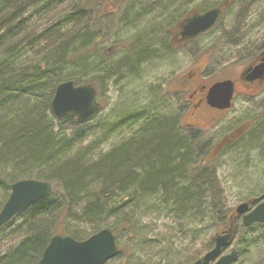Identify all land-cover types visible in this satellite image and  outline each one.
Segmentation results:
<instances>
[{
	"label": "trees",
	"instance_id": "1",
	"mask_svg": "<svg viewBox=\"0 0 264 264\" xmlns=\"http://www.w3.org/2000/svg\"><path fill=\"white\" fill-rule=\"evenodd\" d=\"M99 4L96 0H0V211L16 181L36 179L52 185L48 196L0 228L12 243L0 264H38L56 233L84 239L109 228L117 239L115 227L126 223L127 230L129 210L142 211L146 202L154 201L155 206L148 208L157 207V212L172 210L187 224L195 218L201 222L210 216L213 222L222 217L212 170L199 164V138L189 130L181 134L177 118L161 112L153 100L135 110L127 108L131 105L127 102L106 126L96 120L101 112L86 123L77 122L72 114L51 113L55 87L62 81L93 83L101 96L110 84L135 79L150 62L169 57L157 52L158 31L179 13L166 12V17L162 10L150 12L148 1L123 0L119 15L104 14ZM154 4L150 5L154 9L166 4L181 9L174 0H154ZM52 13L56 16L48 27L33 37L24 34L27 28L9 30L21 18L34 26L30 21L36 15ZM149 15L154 18L146 20ZM112 19L120 27L141 26L124 42L125 49L115 43ZM108 41L119 50L96 49ZM32 44L35 50L29 55L34 56L25 58ZM128 123L136 125L129 136L101 149ZM246 248L249 243L238 246L239 254Z\"/></svg>",
	"mask_w": 264,
	"mask_h": 264
},
{
	"label": "rangeland",
	"instance_id": "2",
	"mask_svg": "<svg viewBox=\"0 0 264 264\" xmlns=\"http://www.w3.org/2000/svg\"><path fill=\"white\" fill-rule=\"evenodd\" d=\"M96 1L100 2L99 11L104 14L117 13L119 15L124 5L121 6L123 0ZM133 1L134 4H138L147 3L149 0ZM174 1L181 5V10L173 8L171 3L167 6V13L171 14L172 11H175L173 14L179 13L177 17H173L175 19L173 21L178 20L193 4L210 8L223 6L226 3L224 7L227 8L225 11L223 10L224 12L214 28L186 45L180 52L167 58L154 60L141 68L140 76L134 75L135 79H125L118 86L110 84L109 88L103 90L102 95L97 97L104 107L96 120L99 123L103 121L104 126L109 123L108 121L113 122L116 112L122 111L121 107L128 103L131 105L127 108L135 110L136 107H143V103H150L153 100L161 112L174 114L177 109L175 106H179V104L178 101L174 103L175 106L169 104L171 102L168 94L173 96L171 93L175 91V85H177V81L174 79L178 75L185 71L191 73L193 68H197L198 71L201 70L198 76L200 79L198 81L201 84L221 78H231L242 72L246 65L253 60L255 54L263 48L264 0H194L189 4V7L185 1L190 0ZM96 10L99 12L97 8ZM61 11H65L64 7ZM55 16L56 14L53 13L43 16L36 15V18L30 21L34 26L27 25L26 21L21 18L17 23L11 25L9 30L27 28L24 34L33 37L35 32L40 33L42 28L48 27L47 25ZM112 22L115 25L113 34L115 33L117 37L115 43H120L121 48L125 49L127 45L124 42L127 43L128 40H131L132 34L136 35L141 26L133 28V23H131L127 26L121 24L120 27L116 19H112ZM29 39L31 38L29 37ZM115 43L108 41L105 46L95 47L96 49L105 47L112 51H118L120 47ZM34 45L28 46L29 53L24 56L25 58L34 56L29 55L35 50ZM128 45L130 44L128 43ZM237 90L244 95L237 96L233 109L226 114H216L222 122L242 118L245 114L258 116L263 110V106H259L260 100L250 95L253 92L251 89L238 84ZM186 97L189 100L188 96ZM166 99L169 102V109L166 106L167 102H164ZM191 100L193 105L196 99L194 97ZM196 120L201 125L207 126L202 117L200 120L197 118ZM183 121L187 122L188 119L185 118ZM263 123L264 121L259 123V127L262 125L264 128ZM127 136L129 134L121 136L114 133L106 143L101 145V149H109L111 145ZM257 136V140H251L252 144L256 142L252 146H261V144L263 146L264 132H260ZM236 158L238 156L229 157L228 154V156L218 158L215 162V166L219 168L216 177L217 183L225 192V194L223 192L225 197L221 198H224L226 206L234 205L240 200L264 192L263 151L255 150L252 154V161L250 160L251 163ZM258 184L260 187L257 186ZM214 199L216 198L214 197ZM145 206L142 211L134 208L129 210L128 218L131 225L127 227V230L123 229L126 223L115 227V232L118 233L117 245L120 252L117 257L106 264H152L158 260L161 261L160 264H182L201 256L210 247V237L215 231L211 225L210 216L205 217L201 222H198L196 218L192 219L191 223L187 224L175 217L172 210L161 211L159 209L160 211L157 212V207L148 208L155 206L154 201L146 202ZM81 226L89 229L88 226ZM252 236H254V240L249 242V248L243 250L235 264H264V228L259 227L254 233H250L249 237ZM7 245L8 247L12 245L8 242L7 234L0 233V257L5 254Z\"/></svg>",
	"mask_w": 264,
	"mask_h": 264
},
{
	"label": "flooded vegetation",
	"instance_id": "3",
	"mask_svg": "<svg viewBox=\"0 0 264 264\" xmlns=\"http://www.w3.org/2000/svg\"><path fill=\"white\" fill-rule=\"evenodd\" d=\"M167 1V0H166ZM194 0L185 1L186 5L189 7V4H191ZM150 5H155L154 0L148 1ZM149 5V11L156 12L158 14L161 10L165 13L168 10L169 4H166V6L159 8H153ZM209 7L205 10H202L199 6L192 5L189 8H187L186 12L179 17L178 20L168 22L166 25L163 26V31L161 34V31H158L160 35L157 39V52L164 54V57L171 56L176 52H180L183 48L186 47L189 43L193 42L194 40H190L185 43H181L179 47H175L176 44V38L179 36V27L178 23L181 18H184L186 15H188L193 10H196L198 13H203L207 11ZM181 10V9H180ZM179 10V11H180ZM169 14V13H168ZM166 13V17L168 16ZM176 17V16H175ZM146 20H152L154 17L152 15H149ZM157 21L163 20L162 17H157ZM175 20V19H174ZM154 21H152L153 23ZM147 27H150L151 25L147 23ZM151 32H155L154 30H151ZM156 33V32H155ZM158 33V34H159ZM157 35V33H156ZM149 41H153V39H150ZM264 48V46H263ZM262 48V50H263ZM117 51V50H115ZM261 50L258 51V53L255 55L253 60L251 61L252 64L255 62H258L259 54ZM178 61V60H177ZM180 63V62H179ZM247 66V65H246ZM246 68V67H245ZM245 68L240 72L239 74H236L235 76L231 78H221L215 81H211L209 83L201 84L199 79L200 71L197 70V68H193L191 73L183 72L182 74L178 75L174 80L177 81V85H175V91L171 93L173 95L172 97L169 96V101H166L169 109V104H173L178 101L179 106L176 109V113L173 115L177 118V124L178 131L181 134H184L186 131H192L195 133V135L199 138V141L202 145V152L200 154L199 160L201 161V164L203 166H210L207 170H212V173L210 174L212 177V181H215V186L217 187V196H219V203L220 205V212L222 213V217L219 219H216L212 222V227L215 229L214 233L210 237L211 245L210 247H213L215 245V239L217 236H223L226 234L227 230H231V237L229 239L227 248L223 249L222 254H228L232 250H236L238 257L239 250L238 246L247 244L248 238H249V229L252 226H257L255 229H258L261 227L260 225H264L263 223H254L250 226H245L243 223V217L244 214H238L236 213V207L244 202L248 203L247 211L246 213L252 211L259 203L264 201V192L260 194H255L251 197H248L244 200H240L239 202L235 203L231 206H226L224 204V198L223 196V190L218 186L217 183V171L219 168L215 166V162L220 157H224L225 155L229 157H236L237 160L242 159L243 161H250L252 158V154L255 150L257 151H263V159H264V144L262 146L257 145L256 148L252 147V141L251 140H257L258 134L262 132V130L259 127V123L264 121V80L261 79H249L245 77L243 72L245 71ZM194 75V76H193ZM196 77V78H195ZM230 79L233 81V94L231 99V105L229 108H217L212 105H210L207 102V94L208 90L211 85H213L215 82L223 81ZM238 84L240 86H244L246 88L251 89L250 95L253 98H257L260 101L259 106H263V110L261 113H259L258 116H255V114L248 115L245 114L242 118H236V120H228L227 122H222L221 118L217 116L216 114L222 115L228 113V111L233 109L234 101L236 100L237 96L241 93L238 92ZM244 95V94H240ZM189 100L187 99V97ZM166 97V96H165ZM195 97L196 101L192 105L191 99ZM169 103V104H168ZM255 108V107H254ZM261 109V108H260ZM200 117H202V120L205 121L206 125H201L199 121ZM188 119L187 122H184L183 120ZM264 124V123H263ZM183 140V136L181 138V141ZM260 153V152H259ZM244 156V157H243ZM252 161V160H251ZM250 161V163H251ZM219 177V176H218ZM227 183V182H226ZM257 186L260 187V184ZM222 194V196H221ZM225 194V192H224ZM252 200V202H250ZM218 210V209H217ZM216 212V211H215ZM213 224H215L213 226ZM119 248V246H118ZM202 256L196 257L193 260L184 262L182 264H187L194 262L201 258Z\"/></svg>",
	"mask_w": 264,
	"mask_h": 264
},
{
	"label": "water",
	"instance_id": "4",
	"mask_svg": "<svg viewBox=\"0 0 264 264\" xmlns=\"http://www.w3.org/2000/svg\"><path fill=\"white\" fill-rule=\"evenodd\" d=\"M222 7H213L204 13L196 10L190 12L178 24L180 31L175 46L186 40L209 30L217 22ZM249 79H264V50L259 61L249 64L244 73ZM233 81L230 79L215 82L210 86L207 102L217 108H228L231 105ZM101 105L96 99V89L92 84L76 85L72 80L60 82L54 90L50 102V111L55 117L72 114L80 123L93 119L100 111ZM52 185L47 181L25 179L11 185L7 200L0 211V228L13 216L30 205L48 196ZM252 202V200L250 201ZM248 203L244 202L236 207V213L247 211ZM254 222H264V201L252 211L244 214V225ZM231 230L223 236H217L215 245L202 258L189 264H209L218 256L223 247L228 245ZM118 253L116 239L108 228L100 229L83 240H77L69 235L54 234L45 247L38 264H104ZM237 259V252L233 250L218 258L214 264H232Z\"/></svg>",
	"mask_w": 264,
	"mask_h": 264
},
{
	"label": "bare ground",
	"instance_id": "5",
	"mask_svg": "<svg viewBox=\"0 0 264 264\" xmlns=\"http://www.w3.org/2000/svg\"><path fill=\"white\" fill-rule=\"evenodd\" d=\"M135 129H136V125L135 124L128 123L127 125L121 127L118 135L122 136V135L130 134Z\"/></svg>",
	"mask_w": 264,
	"mask_h": 264
}]
</instances>
